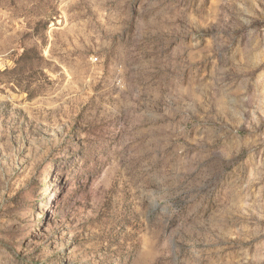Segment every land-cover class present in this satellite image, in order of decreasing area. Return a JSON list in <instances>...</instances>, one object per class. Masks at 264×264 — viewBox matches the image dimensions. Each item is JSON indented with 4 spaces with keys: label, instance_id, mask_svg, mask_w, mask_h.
<instances>
[{
    "label": "rangeland",
    "instance_id": "obj_1",
    "mask_svg": "<svg viewBox=\"0 0 264 264\" xmlns=\"http://www.w3.org/2000/svg\"><path fill=\"white\" fill-rule=\"evenodd\" d=\"M0 264H264V0H0Z\"/></svg>",
    "mask_w": 264,
    "mask_h": 264
}]
</instances>
